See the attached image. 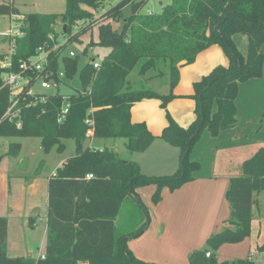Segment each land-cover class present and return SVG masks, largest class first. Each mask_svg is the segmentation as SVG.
<instances>
[{
  "label": "trees",
  "instance_id": "1",
  "mask_svg": "<svg viewBox=\"0 0 264 264\" xmlns=\"http://www.w3.org/2000/svg\"><path fill=\"white\" fill-rule=\"evenodd\" d=\"M65 1L63 31L70 33L76 21L92 18L82 7L96 10L106 0ZM146 1L119 0L93 23L97 26V40L88 43L84 52L92 45L109 52L98 61V69L93 68V61L82 66L77 74L80 88L69 95L58 91L57 70L60 54L70 41L59 51L51 52L46 70L50 71L49 80L57 86V92L28 95L27 86L18 96L19 116L8 122L3 116L9 106V91L2 87L1 76L17 72L19 62L34 56L39 47H51L48 36L53 33L56 16L28 14L25 25L22 24V36L15 40L12 66L0 69V138H38L44 152L55 145L61 151V141L72 139L75 151L48 179V232L43 258H7V220L0 217V264H150L138 260L127 247V241L140 235L146 223L128 235L116 233L115 221L122 202L132 198L140 203L135 190L145 184L167 187L172 192L191 181L199 164L189 155L201 131L206 129L216 137L235 127L239 84L262 76L264 0H170L158 13L150 15L141 13ZM125 8L127 15L123 14ZM18 15L10 0L0 2V16ZM114 22H122L120 31L113 29ZM91 24L79 28V32L89 29ZM234 34L247 38L245 55L234 46ZM69 39H77V35ZM212 45L224 50L228 66L213 68L193 84L196 106L192 122L180 127L168 118L159 136L178 149V168L173 174L146 177L136 163L121 160L108 148L84 147L85 134L91 129L93 139L122 140L130 153L146 151L156 137L143 122L131 121V108L147 100H158L165 108L174 95H161L144 85L168 75L171 89L178 81L179 68L192 63ZM61 62L68 77L76 71L73 57H62ZM134 73L141 88L135 89L130 81ZM66 103L67 113L61 115ZM20 149V144H11L5 154L16 157ZM263 191L264 147H259L242 162L239 174L229 179L225 197L230 214L226 226L207 237V248L193 250L188 264H255L248 258L217 261L211 251L224 244H238L250 235L252 197ZM153 200H160L158 191ZM256 250L264 253V243Z\"/></svg>",
  "mask_w": 264,
  "mask_h": 264
},
{
  "label": "rangeland",
  "instance_id": "2",
  "mask_svg": "<svg viewBox=\"0 0 264 264\" xmlns=\"http://www.w3.org/2000/svg\"><path fill=\"white\" fill-rule=\"evenodd\" d=\"M1 1L3 0H0V2ZM10 1L18 13L21 14L18 15L21 24H24L28 14L56 16L55 24L52 26L53 33L51 34L55 39L52 46L54 49L53 51H59L61 47L65 46L67 42L70 41L64 47L58 59L57 78L60 81L58 91L62 95H69L74 92L75 89H79L80 83L77 74L82 66L91 61L98 62L109 52V49L96 45H92L86 53L84 52L88 43H95L97 40V26L93 23L97 21L103 12L114 6L119 0H106L103 5L96 10L82 7L92 14V18L85 22L82 20L76 21L71 26L70 33H64L63 31L65 25L63 16L66 11L65 0ZM146 2L141 13L150 15V13H158L163 6L170 3V0H147ZM123 14H128L127 8L123 10ZM9 19V16H0V36L2 33L8 32ZM90 22H92V24L89 29L79 32L81 31L79 28L87 26ZM121 25L122 22L112 23L113 29L117 31H120ZM75 35H77V39H69ZM231 39L237 51L241 55H245L247 51V38L241 34H234ZM7 50V46L0 47V52H5ZM261 51L264 53V43L261 46ZM70 52L74 55L73 58L76 62V71L68 77L63 69L61 59L62 57H68ZM227 66L228 58L224 50L218 45H212L200 52L192 63L179 68L178 81L171 89L169 87L168 75L161 79H154L145 84L144 88L146 89L161 95H168L171 93L174 95V98L165 108L159 105L158 100H150L146 104H136L132 112L134 122H143L150 134L158 140L160 139L159 136L162 129L168 124V118L172 119L180 127H187L195 117L194 109L196 106V99L194 98L195 91L193 82L200 80L203 75L207 74L215 67ZM130 81L135 89L141 88L140 79L135 73L130 76ZM40 83L41 81L37 80L31 87L34 94L52 95L57 92V86L51 85L43 89ZM241 84L238 93L240 98V102H238L240 119L238 121L239 128L237 129L238 131L242 130L245 135L242 137V139H244L243 142L240 141L239 143L244 146L256 144L253 149L257 150L258 144H261L259 147H264V64L262 76L260 78L249 79ZM204 135L208 138H215L212 137L206 129H203L199 138L191 148L189 155L191 160H193L192 151L194 147L198 142L202 141L203 137H205ZM106 140L107 139L101 138L86 139L84 147L98 149L106 144L107 148L109 147L110 150L117 153L118 158L127 161L148 155L143 154L139 156V154L130 153L122 142L113 143L112 141ZM259 141L261 143H258ZM61 142L63 143L61 151L57 150V146L55 145L50 148L48 152H44L40 146V139L38 138H0V216L5 218L8 224L5 244L7 258H18L20 255L28 258L27 250L33 254L31 257L32 259H37L44 254V249L47 244V234L45 230L47 178L61 158L68 159L75 151L74 140L63 139ZM16 143L21 144V150L18 156L16 158L6 156L5 152L8 151V147ZM160 155H162V153H160ZM247 158L249 157L247 156ZM225 165H227V163L222 164L216 159L215 172H220ZM231 165H233V163ZM148 169L149 172L144 176L152 178L160 176L155 174L157 172L161 173L158 166L149 165ZM146 170L147 169H145V171ZM9 181L10 183L8 184ZM33 182H35L34 189H29V186ZM137 189H143V195L148 198L147 204L154 210V207L161 201V190L163 188L158 187L156 184H145ZM157 191L160 200L155 203L154 200L152 201V198ZM135 192L137 194V190H135ZM143 195H141L142 198L138 197L140 203L132 198H126L122 202L115 221L117 234L128 235L138 230L145 223L146 227L142 233H148L147 228L152 225L153 217L151 216L148 205L144 204ZM141 205L145 207V209ZM28 232H30L29 235ZM190 240L191 239H184L183 237L180 239V242L187 245ZM181 243L179 245V254L177 249L173 246V243L172 245H166L170 257H182L185 248ZM204 248H207L206 242L201 249ZM192 251H190V253ZM211 252L215 254L214 258L217 260V250ZM162 254H166L164 246L162 247ZM189 254L187 255V261ZM257 257H259V254L253 251L252 260H256ZM154 260L155 261L142 262L150 264H162L163 262L160 257Z\"/></svg>",
  "mask_w": 264,
  "mask_h": 264
},
{
  "label": "crops",
  "instance_id": "3",
  "mask_svg": "<svg viewBox=\"0 0 264 264\" xmlns=\"http://www.w3.org/2000/svg\"><path fill=\"white\" fill-rule=\"evenodd\" d=\"M11 18L12 17L9 19V24ZM3 46H7L9 50V42L0 38V47ZM5 52L3 51L0 53ZM194 83L195 82H193V84ZM241 85L242 84L238 86V93ZM238 93L235 99L237 120L235 127L221 131L215 138H208L204 135L205 137H203L202 141L196 144L192 151V159L196 161L200 167L198 171L193 174V179L191 181L181 185L172 192L169 191L167 187H163L161 190V201L154 207V210L147 204L148 198L143 195V189H136L138 197L142 198L141 195H143L144 200H142L145 205H148L151 216L153 217L152 225L147 228L148 233H142L140 236L138 235L127 242V247L138 260L144 262L155 261L154 259L160 257L163 261L162 264H188L187 255L190 251L201 249L209 235L218 232L226 226L225 222L230 214L229 205L225 197L229 179L239 174L242 162L248 159L247 156L250 157L251 154L256 151L253 149L256 144L244 146L239 143L240 141L243 142L244 139H242V137L245 134H243L242 130L238 131L237 129L239 128L238 121L240 119L238 108L240 98ZM148 101L150 100L136 104H146ZM136 104L131 108L130 117L132 122H134L132 113L133 107ZM106 141H112L113 143L122 142L124 145L122 140L107 139ZM258 143L261 142L259 141ZM260 145L258 144V148ZM104 147L107 148L106 144L98 149ZM108 149L110 150L109 147ZM160 153H162L163 156L160 155ZM134 154H139V156L148 154L145 155V157L130 160V162H134L139 166L142 175H147V172H149V165H156L159 167L161 173H155L160 175L158 177L169 176L178 168V149L169 146L162 139H155L146 151ZM216 159L222 164L227 163V165L223 166L220 172L217 173L215 172ZM66 160L67 158H61L57 162L53 170L54 172L52 171L47 178V184L50 176H52L56 169ZM232 163L233 165H231ZM145 169L147 170L145 171ZM9 183L10 181L8 184ZM34 184L35 182L29 186V189H34ZM252 199L250 235L238 244H224L220 246L217 249V261H223L225 259L227 261H233L235 259L244 258L252 260L254 251L259 254V257L253 260L254 263L264 264V253H259L256 250L264 243V191L259 194H254ZM46 209L47 188L45 199V210ZM45 230L47 234V227ZM29 233L30 232H28V235ZM183 237L184 239H191L187 245L180 242V239ZM172 243L177 249L178 254L180 253V243L184 246L185 252H183L181 258H173L168 254V247L166 245H172ZM163 246L165 247L166 254H162ZM44 254L38 258H43ZM213 255L215 257V254ZM32 256L33 254L27 250L28 258L26 259H32ZM19 258H25V256L20 255ZM37 259L33 258L32 260Z\"/></svg>",
  "mask_w": 264,
  "mask_h": 264
},
{
  "label": "built area",
  "instance_id": "4",
  "mask_svg": "<svg viewBox=\"0 0 264 264\" xmlns=\"http://www.w3.org/2000/svg\"><path fill=\"white\" fill-rule=\"evenodd\" d=\"M19 20V16L12 17L8 32L2 33L0 36L1 39H5L9 42V52L6 51L7 53L0 54L3 56V59L0 60V69H10L12 66L11 58L14 56L15 40L22 36V24L19 22ZM48 37L52 42L51 47L48 45L39 47L34 56L19 62L17 72L10 71L8 73H4L1 76L2 87L7 88L9 91V106L3 116V118L8 122L14 121L19 116L20 110L17 108L19 105L18 96L23 92V90H25L27 86H30L26 91L28 95L34 94L31 90V87L37 80L41 81L40 86L43 89H46L51 85L56 86L53 81L49 80V76L51 74L50 71L46 70L48 55L54 50L52 48L54 39L51 35ZM68 56L72 58L74 55L72 52H70ZM92 64L94 69L99 68L98 62L93 61ZM32 75H35V77L34 81L31 83L30 81L32 79ZM67 109L68 105L66 103L61 110V115L66 114ZM60 121L61 119H59L58 122ZM85 123L87 125L90 124L88 120ZM15 125L17 128L20 127V123L18 121L15 122ZM91 131V129L87 130L85 134L86 138H91ZM86 177L91 178L90 175H87ZM206 256H209V254Z\"/></svg>",
  "mask_w": 264,
  "mask_h": 264
}]
</instances>
